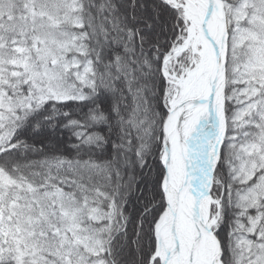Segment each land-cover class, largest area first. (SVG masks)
Returning <instances> with one entry per match:
<instances>
[{
    "label": "snow or ice",
    "instance_id": "snow-or-ice-1",
    "mask_svg": "<svg viewBox=\"0 0 264 264\" xmlns=\"http://www.w3.org/2000/svg\"><path fill=\"white\" fill-rule=\"evenodd\" d=\"M0 264H264V0H0Z\"/></svg>",
    "mask_w": 264,
    "mask_h": 264
}]
</instances>
